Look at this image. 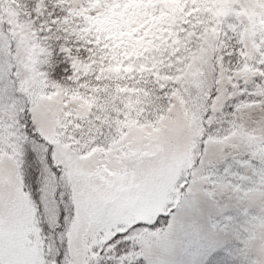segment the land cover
<instances>
[{
  "label": "snow or ice",
  "instance_id": "snow-or-ice-1",
  "mask_svg": "<svg viewBox=\"0 0 264 264\" xmlns=\"http://www.w3.org/2000/svg\"><path fill=\"white\" fill-rule=\"evenodd\" d=\"M0 264H264V0H0Z\"/></svg>",
  "mask_w": 264,
  "mask_h": 264
}]
</instances>
